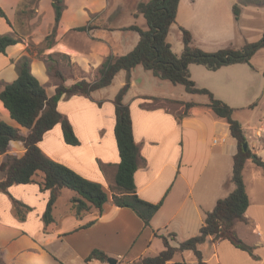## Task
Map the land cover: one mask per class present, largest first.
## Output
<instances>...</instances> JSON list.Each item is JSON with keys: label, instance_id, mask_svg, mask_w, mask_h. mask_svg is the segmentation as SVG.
Segmentation results:
<instances>
[{"label": "crops", "instance_id": "0c3cea01", "mask_svg": "<svg viewBox=\"0 0 264 264\" xmlns=\"http://www.w3.org/2000/svg\"><path fill=\"white\" fill-rule=\"evenodd\" d=\"M22 1L0 0V7L11 21V24L8 23L0 14V34L20 38L18 43L7 48L6 53L0 52V91L6 83L18 77L17 61L28 54L27 39L17 32L14 20ZM41 3L46 4L49 12H52V0H42ZM66 3L68 8L65 14L70 11L71 18H62L64 21L60 22L58 34L60 38L52 51L66 54L73 68L82 74L78 78L66 76L60 68L65 78L73 77L74 82L83 78L96 80L98 69L107 55L124 54L121 52V42L111 44L107 33L113 36L116 29L122 28H107L89 16L84 17L82 12L88 15V10L94 9L87 0H66ZM88 25L91 28L85 31L75 29ZM72 29L76 30L77 35L73 33L75 37H69V44L61 37ZM81 33L90 36L91 41L86 42L87 36H80ZM133 41L131 38L129 43ZM35 62L39 64L43 79L33 71ZM31 68L41 83L44 82V86L50 85L47 92L52 95L58 82L52 79L48 64L41 59H32ZM49 78L51 81L48 82ZM123 83L118 84L121 85L118 92ZM133 84L131 80L130 86ZM110 86L95 90L90 95H66L59 101L58 108L72 124L78 144L72 145L65 141L60 123L46 132L39 143L52 159L101 183L109 194V200L102 210L91 207L78 217L71 202L78 193L61 188L52 211L54 220L46 224L43 215L51 191L41 188L42 175H37L35 181L27 184L12 185L8 192H0L1 264H109L98 259L87 261L95 249L105 251L108 257L117 258L120 264L139 262L142 257L155 256L164 249V241L159 236L161 234L168 236L174 233L175 238L170 239L171 244L176 242L174 246L197 235L206 213L213 210L220 199L221 172L213 166L206 173L209 158L213 152L219 154L218 161L225 154L233 153L234 158L238 143L231 135L234 141H230L228 146L224 145L227 133L221 139L215 136L220 128H228L231 133L228 122L207 106L208 97L206 100H196L181 98L183 95L180 98L173 95L157 96L159 100L152 101L141 98V94H134L128 88L124 101L131 109L134 136L141 154L140 166L135 173L136 191L146 201L157 203L163 200V203L148 226L134 210L114 203L113 194L119 192L115 181L120 155L115 137L114 104L118 92H109ZM167 100L177 101L174 103L183 111L184 103L192 101L197 104L179 116ZM0 119L19 128L23 136L30 132V129L12 118L1 99ZM259 123L255 141L250 142L251 136L245 133L252 151L264 160V115ZM204 136L211 140L212 147H208L209 143H203ZM219 143L223 146L218 148V152L214 151ZM25 151L22 140H12L7 154L20 157ZM4 158L5 155L0 154V165ZM243 174L249 206L245 213L246 219L237 221L234 230L245 244L253 248L252 252L235 246L228 239L215 240L210 237L200 245L208 264H264V202L256 201L257 195L252 198L253 193L259 191V186L262 188L264 175L252 159L247 160ZM13 198L29 207L23 210L24 218L17 213ZM179 254L180 258L176 259L175 255L166 264H197L196 258H186L185 251Z\"/></svg>", "mask_w": 264, "mask_h": 264}, {"label": "trees", "instance_id": "16d2710c", "mask_svg": "<svg viewBox=\"0 0 264 264\" xmlns=\"http://www.w3.org/2000/svg\"><path fill=\"white\" fill-rule=\"evenodd\" d=\"M180 0H147L138 4L140 14L146 19V27L132 24L122 27L124 30L136 31L139 40L132 50L126 54L106 56L98 69L96 80L80 79L72 84H66L65 77L60 70L54 74L59 79L55 91L49 95L46 87L31 70V59L28 55L22 56L17 61L18 77L6 83L0 91V99L10 111L13 119L20 125L30 129L27 136L20 133L19 128L10 125L0 119V154L5 158L0 165V192H8L15 184H27L36 180L37 175H42L40 186L43 190H50L51 194L47 203L43 219L46 224L54 220L52 211L58 199L61 188H69L78 193L71 200L72 207L79 217L91 207L103 209L109 200V194L99 182L90 180L71 167L49 157L40 147L39 143L46 132L56 124L62 125L65 141L76 145L79 140L69 119L59 110L58 103L66 95L84 94L90 95L93 91L112 84L115 76L121 70L129 73L133 68L142 65L146 70L163 80H169L173 84H181L186 91L193 94H204L208 97L207 106L220 118L225 119L230 128L231 135L236 138L238 150L234 155L233 172L230 182L234 184V190L224 198H220L213 210L206 213V217L200 231L174 246L170 239L175 234L168 236L159 235L164 241V249L155 256H145L139 260V264H166L177 253L191 250L197 260V264H208L200 249L210 237L213 239H228L235 246L252 252V247L245 244L234 230L237 221L246 219L245 213L249 206V196L244 180V167L248 159L259 166L264 175V160L249 147L244 149V143L248 140L242 124L234 118L235 108L225 101L217 98L206 87H200L193 80L189 65L201 64L210 70H217L223 66L237 63H251L255 52L264 48V34L255 42H247L241 48L227 47L214 52L206 51L193 44L192 33L181 27L183 34V53L178 55L172 49L167 40L170 27L176 22ZM261 6L264 0H239L233 6V12L237 20L240 19L242 5ZM54 9V28L46 36L51 40L55 36L56 28L60 24L63 12L66 8L65 0H52ZM0 14L11 24L5 11L0 7ZM91 25L76 27V30L85 31ZM20 41L11 34H0V52L6 53L9 46ZM52 41L49 47H52ZM130 80L117 93L114 99L116 124L115 137L118 145L120 162L115 176L118 194H113V201L121 207L134 210L143 220L146 226L156 212L162 206L163 200L157 203L142 199L136 191L135 173L140 166V146L137 143L130 106L124 101L129 88ZM143 99L159 100L157 97L142 96ZM169 102H177L171 100ZM187 110L195 106V102H187ZM12 140H22L26 147L24 155L18 157L7 154ZM41 173V174H39ZM16 211L24 218V208H29L24 203L13 198ZM1 257V246H0ZM98 259L106 262L108 255L101 249H95L87 257V261ZM1 264V262H0Z\"/></svg>", "mask_w": 264, "mask_h": 264}, {"label": "rangeland", "instance_id": "374dc122", "mask_svg": "<svg viewBox=\"0 0 264 264\" xmlns=\"http://www.w3.org/2000/svg\"><path fill=\"white\" fill-rule=\"evenodd\" d=\"M42 0H23L16 11L15 28L19 34L27 39L28 56L30 59H41L48 64V69L53 80L60 82L55 76L54 71L62 68L66 76H74L78 78L81 73H78L73 68L70 58L59 52H53L52 49L57 43L61 24L56 28L55 36L48 40L46 36L53 31L54 28V9L50 13L48 6L41 3ZM75 1V0H74ZM79 1V0H77ZM82 1V0H81ZM147 0H87L94 9L82 12L84 17L89 16L90 19L97 21L98 24L107 28H122L132 24H138L141 27H146V19L140 14L138 4ZM239 0H181L177 13L176 22L170 27L167 40L171 44L172 49L178 55L183 53V34L181 27L188 29L193 36V44L206 51L214 52L221 48L234 47L241 48L247 42H255L262 38L264 34V4L242 5L240 19L235 18L233 6ZM66 3V0H65ZM66 8L68 5L66 3ZM65 8V10H66ZM62 18H71V12L65 14ZM64 19H61V23ZM72 31V32H71ZM63 35L65 42L70 44L72 35H77L76 30H71ZM74 33V34H73ZM110 37L111 44L120 41L123 45L121 52L126 54L138 41L139 34L132 30L116 29L111 33L107 32ZM117 33V34H116ZM80 36H87L86 33H81ZM75 37V36H72ZM133 38V43L129 40ZM86 42H90V36H87ZM54 41L52 47L50 43ZM131 46V47H130ZM32 69V68H31ZM193 80L197 81V85L206 87L212 90L215 96L227 104L235 108L234 118L237 119L243 126L247 135H250V142L255 141L254 138L259 122L264 115V48L258 49L251 58V63H237L223 66L217 70H210L204 65L192 63L189 65ZM33 71L43 79L40 73L39 64L35 62ZM71 72V73H70ZM38 77V78H39ZM73 77L65 78L66 84L74 82ZM128 79L134 81V84L129 88L134 94L148 97L175 96L184 99L195 98L196 100H206V95L191 94L186 91L181 84H173L169 80H163L156 77L152 71L146 70L139 65L131 70V74L127 70H121L115 77L114 83L109 87V92H113L121 87L120 82H124L122 88L128 84ZM48 82L51 81L47 80ZM44 83V82H43ZM42 83V84H43ZM50 85L46 84V89ZM118 86V87H117ZM117 87V88H116ZM215 90V91H214ZM158 98V97H157ZM225 98V99H223ZM183 99V100H184ZM150 100V99H148ZM152 101H157L152 99ZM168 101V100H167ZM171 101V100H169ZM168 101V102H169ZM171 104V102H169ZM179 116L186 113V110L180 109L179 105L172 102L170 105ZM210 131V130H209ZM225 133L226 142L224 145L234 141L228 128H220L215 132V136L221 139ZM209 134V133H208ZM248 141V140H247ZM203 143L209 148L212 147L211 140L204 136ZM223 143V142H220ZM216 145L214 151L218 152V148L222 144ZM213 152L209 158V164L206 173L213 166L219 168L221 176V185L218 196L224 198L234 189V184L230 182L233 168V153L221 155ZM204 174V176L206 175ZM41 174V173H39ZM207 178V177H205ZM259 186V191L253 193L252 198L257 195L256 201L264 202V182L262 188ZM230 190V191H229ZM228 192V193H227ZM252 194V191L250 189ZM155 241H158L155 239ZM171 242V241H170ZM173 245L176 242H172ZM186 258H195L192 251H185ZM180 254L176 255V259L180 258ZM192 256V257H191ZM120 264V263H117ZM132 264H139L134 262Z\"/></svg>", "mask_w": 264, "mask_h": 264}, {"label": "water", "instance_id": "95a60500", "mask_svg": "<svg viewBox=\"0 0 264 264\" xmlns=\"http://www.w3.org/2000/svg\"><path fill=\"white\" fill-rule=\"evenodd\" d=\"M249 147H250L249 143H248V141H246L244 143V149L247 150ZM107 261L109 264H117L118 263V259L115 257H108Z\"/></svg>", "mask_w": 264, "mask_h": 264}]
</instances>
